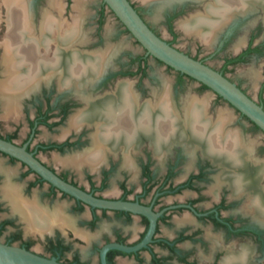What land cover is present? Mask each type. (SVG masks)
<instances>
[{"label":"flooded vegetation","instance_id":"1","mask_svg":"<svg viewBox=\"0 0 264 264\" xmlns=\"http://www.w3.org/2000/svg\"><path fill=\"white\" fill-rule=\"evenodd\" d=\"M26 1L24 8V1L17 0L16 9L29 14L34 40L41 38L38 61L57 70L50 76L42 70L40 79H31L34 87L19 98L14 128L0 131V137L26 145L62 179L98 198L149 209L154 230L145 245L130 252L111 248L107 264H264V131L206 84L148 53L104 0L88 33L73 17H62L64 11L71 14L69 10L76 9L74 0H61V12L51 0ZM130 1L159 36L221 72L264 108V0ZM9 3L0 0V82L8 76L3 59L4 39L14 20ZM47 9L53 19L43 27ZM154 11L172 38H165L153 24L149 16ZM108 15L115 19L113 30L107 26ZM57 18L63 19L61 26ZM198 19L207 24L209 41L189 33L200 40L196 52L178 46L176 26ZM80 32L83 41L78 40ZM120 37L122 41H117ZM127 37L139 47L126 45ZM205 42L214 49L204 51ZM213 57H221V63H212ZM152 61L172 72L173 78L165 71L158 74ZM3 103L0 94L4 112ZM221 110L230 113L229 121L221 122ZM74 120L77 124L70 126ZM62 124L66 127L58 128ZM43 128L66 132L40 139ZM235 131L244 142L253 141L252 150H245L231 135ZM0 154L25 168L22 177L31 175L24 186L17 185L22 196L41 188L48 204L40 198L35 201L50 213L48 217L57 210L64 220L70 219L62 225L52 222L44 249L37 250L35 240L25 235L29 231L24 234L14 218L5 217L0 220V236L13 229L0 241L64 264H102L100 251L105 245L135 246L150 232L148 214L92 206L54 186L23 161ZM41 154L90 160L80 165L60 161L63 167L58 169ZM40 217L39 227L49 228V220ZM76 241L87 244L95 259L83 255Z\"/></svg>","mask_w":264,"mask_h":264},{"label":"water","instance_id":"2","mask_svg":"<svg viewBox=\"0 0 264 264\" xmlns=\"http://www.w3.org/2000/svg\"><path fill=\"white\" fill-rule=\"evenodd\" d=\"M104 2L108 4L143 47L147 49L148 53L176 70L206 84L234 107L247 115L264 131V108L247 95L236 83L208 64L186 54L159 36L145 22L130 0H104ZM0 151L23 161L54 186L92 206L100 208L132 209L134 211L146 213L152 218L150 232L143 242L131 247L119 243L105 245L100 251L102 264H107L106 254L109 249L115 248L128 252L135 251L144 246L146 240L152 234L154 230V216L150 214L149 209L137 204L98 198L91 193L80 189L74 184L62 179L52 169L38 160L33 153L26 149V145L19 146L0 137ZM0 264L64 263L59 262L56 258H48L24 247L10 245L0 241Z\"/></svg>","mask_w":264,"mask_h":264},{"label":"bare ground","instance_id":"3","mask_svg":"<svg viewBox=\"0 0 264 264\" xmlns=\"http://www.w3.org/2000/svg\"><path fill=\"white\" fill-rule=\"evenodd\" d=\"M8 1L10 2L9 6H11L10 7V17H12V19H14V20H11L10 29L7 32L5 39H4V45H5L4 63L6 65L5 73L8 76L6 79H4L3 81L0 82V94L5 98V103H4L5 113L7 115L12 114V116H13V113L15 114L17 111L19 112V109H20L19 98H20V96L25 94L26 92H28L29 90H31L34 87L33 84H35V82H33V83L30 82L31 79L35 78V77L39 78V75L43 72L42 70H46V76H50L51 73L56 72L57 67L56 66H47V63H46V66L44 65L45 63H42V65H44V67L42 65H40V62L38 60L41 59V55L39 54L40 52L38 53L37 49H38L39 43L41 42V38L34 40V36H33L34 35L33 34L34 28H33L32 20L29 17V14L23 12L22 9H16L17 8V2H16L17 0H8ZM22 1H24L23 7L25 6L24 8H27V5L25 4V3H27V1L26 0H22ZM51 5L53 8L58 9L61 12V1L51 0ZM76 7H79V3L76 4ZM29 11H31V10H29ZM52 16L50 15L49 10L45 11L44 20L42 21L43 27H46L49 24V22L52 21V18H51ZM55 21H57V20H55ZM199 22H200L199 19L196 21H193V20L189 21L188 20V21L183 22L182 26L184 27V29L186 31H188L190 33H196V34H199V36L201 35L203 37L202 39H204L205 41L208 42L209 41L208 34H207V32L205 33V30H206L205 28L206 27L208 28V26L206 23H203V22L199 23ZM76 24L79 25L80 22H76ZM84 37L80 33V35L78 36V40L79 39L84 40ZM45 49H46V47H45ZM42 54H43V52H42ZM100 55L102 58H104L106 56L104 52H101ZM42 56H44V55H42ZM76 56H77V54H76ZM98 59H100V58H98ZM87 61H89V60H87ZM67 71H68V68H67ZM69 81L71 83L74 82L72 79H70V77H69ZM87 81H88V79H87ZM78 82H79L78 84H80V81H78ZM75 87H76V85H75ZM118 91H119V89H118ZM119 94H120V92H119ZM84 97H85V95H84ZM123 97L124 96L122 95V99H123ZM202 101H203V103H206L208 101V98L205 97ZM219 119L221 120V122H227L231 119V115L225 113L224 111H220ZM76 124L77 123L75 122V120L70 122V126L76 125ZM232 133H233V134H231L232 136H235L236 138L238 137V139H239L238 141H240V145H242L245 148V150H249V151L252 150L253 141L246 143L243 141V139L241 138L242 136H240L238 132L235 131ZM96 140H97V138H95L94 141H96ZM94 144H97V143L94 142ZM236 153H238V152H236ZM62 160H63V162L68 163V164L80 165L85 161H89L90 159L88 158V156H83L81 158L69 156V157H66ZM0 171H5L8 175L10 174V170L4 169L1 164H0ZM2 194H3L4 198H6L10 201L12 208H13L12 210L16 213H19L20 216L22 217V219L27 222L28 228L38 227V226H36L37 224H36L35 220L38 219L40 215H38L39 212H37V209H36L38 206L35 205L36 204L35 202L31 201V203H30L28 201L23 200L21 198L22 195L20 196L21 193L19 194V190L17 189V187L15 185L10 184L9 182H6L5 185L2 187ZM52 217H53L52 222L54 225H56V224L62 225V222H66V221H68L67 219H69V218H67L64 220L63 215L57 210L53 214ZM40 219H41V217H40ZM43 230L44 229H42V231Z\"/></svg>","mask_w":264,"mask_h":264},{"label":"rangeland","instance_id":"4","mask_svg":"<svg viewBox=\"0 0 264 264\" xmlns=\"http://www.w3.org/2000/svg\"><path fill=\"white\" fill-rule=\"evenodd\" d=\"M61 1V0H59ZM135 2L141 4L144 3L146 0H134ZM79 3V7H76V4ZM99 2L100 0H74L73 4L75 6V10L71 9L69 10L71 12V14H66L65 11L62 15V17H64V19H66L67 16H71L74 18L75 23L76 22H80V25L83 26V32L84 33H88L91 30V27L93 25V20L92 17L96 15L97 13V8L99 6ZM58 10V9H57ZM48 11V9H47ZM59 11V10H58ZM61 11H62V2H61ZM60 12V11H59ZM50 15L52 16V13L50 12ZM112 15H108V20L106 21L107 26H109V28H111L112 30L115 28V19L111 18ZM150 19L153 20V24L159 29V31L161 32V34L165 37V38H172L171 33L168 31V29L166 28L165 24L159 20V15L157 13V11H154L150 16ZM53 19V18H52ZM58 19V18H57ZM58 23H60V25H62L63 23V19H58ZM62 20V21H61ZM67 21V20H66ZM65 22V21H64ZM183 22L185 21H181L180 22V26L184 29V27L182 26ZM182 28H180L178 25L176 26V29L179 32V37L177 39V45L183 48H192L194 52H196L197 50V46L200 44V40L197 39L194 35H190L188 31L185 32ZM110 30V31H112ZM81 33V32H80ZM196 34V33H195ZM199 36V34H196ZM201 38H203L200 35ZM123 38H118L117 41H122ZM83 41V40H82ZM125 43L126 45H129L131 48H138L139 46L135 43V41H133L131 38L127 37L125 38ZM203 44V43H202ZM204 51H212L214 49V46L212 45V43H207L205 42V44L202 45ZM4 60V59H3ZM211 62L219 65L221 63V57H213L211 58ZM152 64L155 66L154 68L156 69V71H158V74H162L163 71H165L166 75L172 77L173 73L172 72H167L166 69L164 70V68L162 67L161 64H159L158 62L152 61ZM153 68V71L155 70ZM161 72V73H160ZM233 74H237L236 72H234ZM173 78V77H172ZM207 97V96H206ZM3 107H4V103H3ZM21 107V101H20V106ZM20 111V109H19ZM224 111L225 113H227L225 110H221ZM18 112V111H17ZM13 113L11 115H7L5 113V110L3 112L2 108L0 107V131H2L3 133H6L9 130H12L14 128L15 123L17 122L18 118L16 117V114L18 115V113ZM230 114V113H227ZM25 127V126H23ZM60 127H66V124H62ZM58 128H55L53 130H48L47 128H43L41 133L39 134V138H50V137H61V135H64L66 132V129H64V132L62 134V130H56ZM42 158L45 159L46 161H48L49 163H51L52 165L56 166L58 169H61L63 167V164H68L63 162L62 159L66 158H59L56 159L55 155L53 154H41ZM72 157V156H70ZM62 160V161H61ZM60 161L62 163H60ZM0 164L2 165V167L4 169L10 170V174L8 175L5 171H0L3 172L6 176L1 173V177H0V187L2 190V187L5 185L6 182H9L12 185H15L17 187V189L19 190V194L20 189L18 186H24V184L26 183V180L31 176H27V177H22V173L24 172L25 168L19 163V162H11L9 160L8 157H5L3 155L0 154ZM10 177H11V181H10ZM14 183V184H13ZM18 185V186H17ZM45 189V186H44ZM1 190H0V204L2 205V210L0 211V220H2L5 217H10V218H14L16 225L23 230L24 234L27 232V230L29 231L28 234H25L27 237H32L35 240V245L34 247L37 250H41L44 249V244H45V240H46V233L51 232L52 231V216L48 217L50 215V213H48L44 208L40 207V205L37 204V202L35 201V198H40L43 200L42 198V189L41 188H35L33 190H31L30 192H27L23 194V196H21V198L25 201H28L31 203L35 202L37 205L36 209L37 212L40 213L41 218L44 219L45 221H47V219L49 220V225L48 229H45L42 231V227H39L38 222L36 221V228H28L27 226V222H23L21 221L16 215H14L12 212V209L10 207V205L8 204V202L5 201L6 198H4V196H2L3 194H1ZM27 199V200H26ZM8 200V199H7ZM34 200V201H33ZM9 201V200H8ZM44 201V200H43ZM61 201H66V200H61ZM10 203V201H9ZM45 204L46 201H44ZM11 204V203H10ZM54 202H51L50 205H53ZM12 206V205H11ZM29 210V209H28ZM60 212V211H59ZM19 214V213H18ZM62 222V221H61ZM64 222H62L63 224ZM61 225V224H60ZM13 228L9 227L1 236L0 238L3 239L7 233H9ZM48 230V231H46ZM46 232V233H45ZM45 233V234H44ZM78 243V245H76V247L79 249V251L83 254V255H89L90 257H94L96 256V253H91L90 250L87 248V244L85 243H80L76 241V244Z\"/></svg>","mask_w":264,"mask_h":264}]
</instances>
